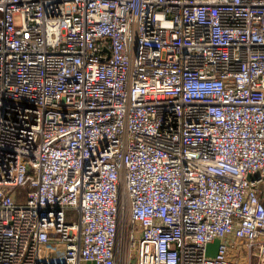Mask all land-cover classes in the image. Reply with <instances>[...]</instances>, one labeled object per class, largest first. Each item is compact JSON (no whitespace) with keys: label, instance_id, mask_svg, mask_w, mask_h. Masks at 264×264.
Returning a JSON list of instances; mask_svg holds the SVG:
<instances>
[{"label":"built area","instance_id":"obj_1","mask_svg":"<svg viewBox=\"0 0 264 264\" xmlns=\"http://www.w3.org/2000/svg\"><path fill=\"white\" fill-rule=\"evenodd\" d=\"M85 263L264 264V0H0V264Z\"/></svg>","mask_w":264,"mask_h":264},{"label":"rangeland","instance_id":"obj_2","mask_svg":"<svg viewBox=\"0 0 264 264\" xmlns=\"http://www.w3.org/2000/svg\"><path fill=\"white\" fill-rule=\"evenodd\" d=\"M218 244V240L217 239H214L213 242L209 243L207 246H206V255L208 257H214V254L216 253V246ZM44 257H47L46 255H49V256H53L52 254L48 253V254H42ZM134 261V260H133Z\"/></svg>","mask_w":264,"mask_h":264},{"label":"crops","instance_id":"obj_3","mask_svg":"<svg viewBox=\"0 0 264 264\" xmlns=\"http://www.w3.org/2000/svg\"><path fill=\"white\" fill-rule=\"evenodd\" d=\"M86 264V263H85Z\"/></svg>","mask_w":264,"mask_h":264}]
</instances>
